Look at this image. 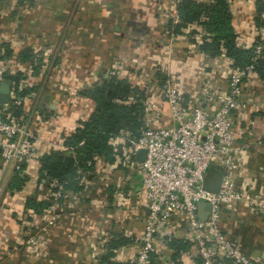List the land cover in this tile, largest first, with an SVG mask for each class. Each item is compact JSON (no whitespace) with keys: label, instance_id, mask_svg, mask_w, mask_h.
<instances>
[{"label":"crops","instance_id":"0c3cea01","mask_svg":"<svg viewBox=\"0 0 264 264\" xmlns=\"http://www.w3.org/2000/svg\"><path fill=\"white\" fill-rule=\"evenodd\" d=\"M13 1H0V57L12 69L5 80L17 78L20 113L31 115L26 111L32 108L36 114L31 126L43 142L39 149L44 153L62 148L63 138L92 113L93 102L80 92L110 76L143 94L141 101H156L162 111L153 124L166 127L170 121L161 91L168 82L180 87L179 104L185 111L203 91L211 99L227 88L231 60L223 51L215 56L200 52L198 44L206 37L199 26L192 25L180 35L168 32L167 19L174 10L173 1L178 0ZM256 1H228L236 45L243 49L264 39V0H260L261 26L254 24ZM24 50L29 51L28 59L21 58ZM120 63L123 69L118 70ZM136 63L142 64L143 74L136 70ZM23 91L27 93L19 98ZM241 91L247 106L233 114L238 149L234 181L253 204L224 209L221 225L245 255L264 264L260 258L264 252V79L253 73ZM127 100L134 102V96ZM204 102L206 109L214 108L212 100ZM124 134L113 143L111 162L95 158L90 178L81 174L82 189L64 193L58 218L48 232L42 264H104L101 259L107 254L109 260L132 264L146 209L140 175L128 166ZM37 168L33 161L15 170L26 179L18 191H12L8 213L0 211L2 243L7 240L3 233L10 236L13 229L20 231L23 219L33 222L44 212L24 208L28 198L48 201L50 196L46 182L36 184ZM43 189L49 191L46 200L39 197ZM170 239L187 243L183 229L167 226L157 247L158 264L172 260ZM177 259L179 264H200L188 243Z\"/></svg>","mask_w":264,"mask_h":264},{"label":"built area","instance_id":"2783aa9c","mask_svg":"<svg viewBox=\"0 0 264 264\" xmlns=\"http://www.w3.org/2000/svg\"><path fill=\"white\" fill-rule=\"evenodd\" d=\"M175 3L173 1L174 10ZM174 10L170 17L176 20ZM253 54L254 61L264 59V42L255 44ZM9 64L5 57H0V82L12 72ZM253 73V64L242 68L230 66L226 90L211 99L203 91L202 97L188 111L180 107V87L173 82L166 84L161 97L168 111L170 126L167 127L153 124L160 119L162 111L156 101H140L143 128L137 137L125 133L122 138L130 168L140 175L146 209L132 264H158L157 247L169 225L184 230L187 243L200 264H257L238 248L221 225L224 209L238 203L253 204L252 197L234 181L238 149L233 125V114L247 106L241 95L242 84ZM10 82L8 103L18 106L16 82ZM207 100H212L213 109L202 106ZM7 104L0 105V167L1 171H15L19 164L37 162L45 153L39 149L43 142L33 127L26 124L27 117L15 120L5 108ZM121 136L122 133L112 138L111 145ZM138 149L145 151L143 162L134 158ZM209 166L221 171L217 193H209L201 187ZM62 198L61 190L50 193L45 211L59 205ZM198 203L209 205L202 220L197 216ZM165 264L174 262L167 260Z\"/></svg>","mask_w":264,"mask_h":264},{"label":"trees","instance_id":"16d2710c","mask_svg":"<svg viewBox=\"0 0 264 264\" xmlns=\"http://www.w3.org/2000/svg\"><path fill=\"white\" fill-rule=\"evenodd\" d=\"M229 0H210L209 2H197L194 0H178L175 3L177 19H167V29L172 35H180L188 27L197 25L202 29L206 38H201L198 44L200 52L209 56L218 55L221 51L231 60L233 67H245L253 64L254 73L264 79V59H253L252 44L248 49L236 45V35L230 24L228 11ZM260 0L255 3L254 24L261 26L260 14L262 11ZM193 34L194 32L191 31ZM29 51L24 50L22 59H28ZM10 81L17 82L16 77H8ZM27 92L18 94L22 98ZM80 94L90 99L94 104L92 113L86 120L78 123L72 133L62 140V149L51 150L40 156L37 160L36 184L44 181L48 184L50 193L61 190V194L69 191L76 192L82 189L80 177L87 173L90 178L95 158H103L112 161L111 139L120 133H128L129 137H137L143 128L141 99L143 94L130 87L124 80L110 76L86 88ZM133 95L134 102L128 101ZM12 107V103H10ZM20 107L14 114L18 115ZM26 177L13 175L8 183L9 190L18 191ZM54 182V183H52ZM54 184V186L52 184ZM61 199H59L60 202ZM48 206V201H35L28 198L24 208L39 214ZM167 245L172 249L171 254L174 264L178 256L186 248L187 243L182 240L170 239ZM110 254L102 257L104 264H121L109 260Z\"/></svg>","mask_w":264,"mask_h":264},{"label":"rangeland","instance_id":"374dc122","mask_svg":"<svg viewBox=\"0 0 264 264\" xmlns=\"http://www.w3.org/2000/svg\"><path fill=\"white\" fill-rule=\"evenodd\" d=\"M2 2H14L13 0H0ZM57 4H63V2H66V0H50ZM169 11V9H168ZM264 42V39L261 40ZM260 40H258V43ZM139 63V62H138ZM140 64V63H139ZM136 63V70L141 72V74L144 73V68L140 67ZM130 65H126V69H129ZM142 68V69H141ZM122 64L120 63L118 70H121ZM125 69V68H124ZM170 83V82H168ZM167 83V84H168ZM31 97H29L30 99ZM145 100V98H144ZM143 100V101H144ZM22 105V104H21ZM20 107V104L10 106V104L5 107L12 116H14V119L19 121L20 118L24 119L27 117L26 124L29 126L33 122V116H36L35 113H33L32 108H29V113H33L34 115L27 114V116H24L23 113H20L18 115L14 114L16 111V108ZM36 134V131H35ZM128 166H130L128 164ZM133 170V169H132ZM21 173H17V171H1L0 167V211L2 213H8L7 210L10 208V196L12 195V190H9L8 183L10 181V178H12L13 175L21 176ZM103 170L100 171V177H102ZM47 190L43 189V192L40 198H47L48 196ZM48 199V198H47ZM60 205H55L53 209L49 211H45L42 213V215L39 217V219H35L33 222L30 220L23 219V224L21 230L18 232L15 229H13L12 234L10 236L6 233H3L6 237V241L2 243L0 241V264H42V258L46 256V246L47 242L49 241L48 232L55 224L58 214H59ZM8 215V214H7ZM4 231V229H3ZM16 235H15V234ZM2 240V239H0ZM3 244V245H2ZM4 247V248H3Z\"/></svg>","mask_w":264,"mask_h":264},{"label":"water","instance_id":"95a60500","mask_svg":"<svg viewBox=\"0 0 264 264\" xmlns=\"http://www.w3.org/2000/svg\"><path fill=\"white\" fill-rule=\"evenodd\" d=\"M10 83V80L0 82V105L7 104L9 102ZM144 156L145 151L143 149H138L135 152L134 158L139 162H143ZM220 179L221 171L215 167L209 166L202 178L201 187L209 193H217ZM196 209L198 219L202 220L205 216V212H208L209 210V205L206 203H198L196 205ZM260 258L264 261V252L260 254Z\"/></svg>","mask_w":264,"mask_h":264}]
</instances>
